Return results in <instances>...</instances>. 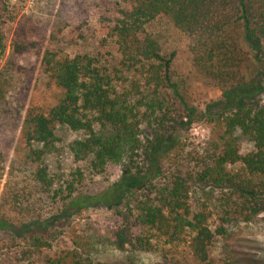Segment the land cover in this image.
Listing matches in <instances>:
<instances>
[{
  "label": "trees",
  "instance_id": "1",
  "mask_svg": "<svg viewBox=\"0 0 264 264\" xmlns=\"http://www.w3.org/2000/svg\"><path fill=\"white\" fill-rule=\"evenodd\" d=\"M111 5L115 16L99 25L97 55L36 51L46 87L61 96L47 110H25L19 138L28 148L32 185L4 192L0 209L23 207L32 217L26 228L45 221L35 214L38 203L57 206L61 218L103 208L111 216L115 249L180 247L182 259L175 264H213L210 248L226 234V224L264 213V86L255 75L264 64V0H120ZM160 23L169 27L164 31ZM13 24L11 53L37 44L27 40L39 32L32 19L20 16L10 0H0V57L6 49L4 29ZM176 39L185 43L187 70L179 67ZM202 86L221 93L208 108L223 104L209 120L206 164L194 174L173 166L164 173L175 130L186 132L205 120L197 89ZM57 127L76 135L68 153L77 166L66 176L49 174L43 162L55 151ZM237 134L248 137L252 151L241 154ZM110 164L120 169L119 178L97 193L85 192L86 178L102 176ZM235 166L241 173L229 169ZM205 188H226L240 202L222 211L215 228L208 224L212 205L199 191ZM11 229L0 213V234ZM29 234L16 263L33 264L30 259L37 254L43 264H84L74 250L53 253L55 235Z\"/></svg>",
  "mask_w": 264,
  "mask_h": 264
},
{
  "label": "rangeland",
  "instance_id": "2",
  "mask_svg": "<svg viewBox=\"0 0 264 264\" xmlns=\"http://www.w3.org/2000/svg\"><path fill=\"white\" fill-rule=\"evenodd\" d=\"M118 1L120 0H10L11 6L19 10L20 16L32 19L39 32L27 39L28 43H37L35 47L24 53L13 54L9 44L14 39L15 25L4 29L6 49L0 57V203L4 192H21L29 184L32 185L30 178L33 167L27 160L28 148L19 138V126L25 110L28 107L47 110L61 96L59 90L46 87V79L39 70L36 51L43 52L48 48L69 56L97 55L101 51L99 25L106 18L115 16L111 3ZM160 24L164 31L169 27L167 24ZM184 44V41L178 39L175 46L179 51V67L187 70ZM107 52L104 53L106 57ZM110 63L112 60L108 64ZM255 75L264 86V64ZM194 87H197L196 82ZM197 89L201 92L199 111L204 113L205 120L194 123L186 132L175 130L171 137L173 149L165 156L167 163L163 165L164 173H171L173 166L182 174H194L203 167V163L206 164L212 142L209 120L219 114L223 104L217 108H208L209 103L220 99L221 93L203 86ZM55 136V151L45 155L43 162L49 174L66 176L77 166L68 153V144L76 135L57 127ZM236 145L241 154L253 150L248 137L241 134L236 135ZM229 169L241 173L240 166ZM119 176L118 166L110 164L102 176L92 177L90 180L86 178L83 190L88 194L97 193L115 182ZM211 189L199 191L212 205L208 224L215 228L222 211L234 208L240 202L226 188ZM207 191H210L211 196ZM227 203L229 205L226 208ZM33 208L38 209L36 215H42L39 221H45L26 228L22 226L32 220V217L23 207L19 211L0 209V213L8 217L12 224L10 231L0 234V264L26 263H16L15 260L22 258L21 253L26 252L25 239L30 236L29 231L31 235H55L52 252L74 250L84 264H175L182 259L180 247L160 244H153L144 251L115 249L110 229L111 216L103 208H92L69 218L59 217L57 206L45 205L43 202ZM225 232L223 237L214 239L210 248L213 264H264V213L248 220L229 222L225 226ZM30 262L43 264V257L36 254L31 257Z\"/></svg>",
  "mask_w": 264,
  "mask_h": 264
}]
</instances>
